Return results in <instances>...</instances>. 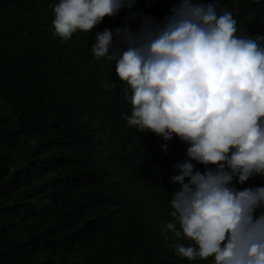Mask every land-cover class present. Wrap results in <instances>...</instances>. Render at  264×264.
<instances>
[{"label":"trees","instance_id":"1","mask_svg":"<svg viewBox=\"0 0 264 264\" xmlns=\"http://www.w3.org/2000/svg\"><path fill=\"white\" fill-rule=\"evenodd\" d=\"M57 2L0 0V264H211L178 257L173 245L188 241L165 229L188 145L129 126L114 62L91 51L95 31H135L131 12L160 21L179 0H135L68 40L53 34ZM217 10L232 13L237 35H264V0Z\"/></svg>","mask_w":264,"mask_h":264},{"label":"clouds","instance_id":"2","mask_svg":"<svg viewBox=\"0 0 264 264\" xmlns=\"http://www.w3.org/2000/svg\"><path fill=\"white\" fill-rule=\"evenodd\" d=\"M217 4L179 0L160 21L131 12L126 20L141 17L137 30L95 31L91 51L114 62L131 105L129 126L188 145L187 160L170 177L181 187L165 211L166 231L188 241L173 245L176 255L264 264V185L235 186L264 176V35H237L232 13ZM134 5L58 0L50 5L53 34L68 40L77 31L89 33ZM193 162L206 171H194Z\"/></svg>","mask_w":264,"mask_h":264}]
</instances>
